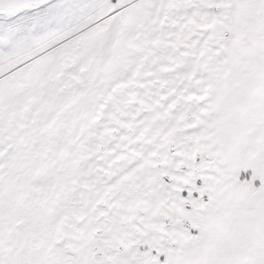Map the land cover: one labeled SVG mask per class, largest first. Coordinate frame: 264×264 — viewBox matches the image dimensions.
<instances>
[{
  "label": "snow or ice",
  "instance_id": "6c2138e0",
  "mask_svg": "<svg viewBox=\"0 0 264 264\" xmlns=\"http://www.w3.org/2000/svg\"><path fill=\"white\" fill-rule=\"evenodd\" d=\"M0 264H264V0H0Z\"/></svg>",
  "mask_w": 264,
  "mask_h": 264
}]
</instances>
